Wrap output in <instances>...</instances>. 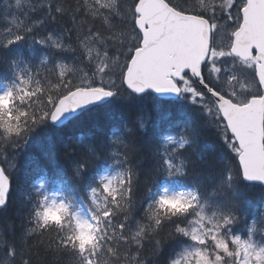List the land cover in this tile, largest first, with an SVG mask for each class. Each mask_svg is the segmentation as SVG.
I'll list each match as a JSON object with an SVG mask.
<instances>
[{"label": "snow or ice", "instance_id": "6c2138e0", "mask_svg": "<svg viewBox=\"0 0 264 264\" xmlns=\"http://www.w3.org/2000/svg\"><path fill=\"white\" fill-rule=\"evenodd\" d=\"M0 264H264V0H0Z\"/></svg>", "mask_w": 264, "mask_h": 264}, {"label": "trees", "instance_id": "16d2710c", "mask_svg": "<svg viewBox=\"0 0 264 264\" xmlns=\"http://www.w3.org/2000/svg\"><path fill=\"white\" fill-rule=\"evenodd\" d=\"M104 118V114H101V116L99 117V119H103ZM86 131V129H73V135L75 136H79L81 134V132ZM13 188H16V184H13ZM15 195H18L17 193H14ZM252 196H256L258 197V190L256 192H253L251 194Z\"/></svg>", "mask_w": 264, "mask_h": 264}]
</instances>
